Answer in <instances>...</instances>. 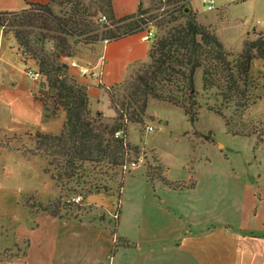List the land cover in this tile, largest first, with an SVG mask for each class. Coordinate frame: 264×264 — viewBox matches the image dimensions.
<instances>
[{"label":"trees","instance_id":"1","mask_svg":"<svg viewBox=\"0 0 264 264\" xmlns=\"http://www.w3.org/2000/svg\"><path fill=\"white\" fill-rule=\"evenodd\" d=\"M187 2L159 0L166 9L151 15V10L143 9V1L139 0L136 12L121 18L115 16L112 0H24L23 10L0 12L3 36L20 61L41 75L36 98L42 104L43 122L59 113L64 115L58 134L24 135L30 148L12 146L10 139L0 143L1 150L20 153L26 159L46 160L44 173L55 183L59 196L40 207L42 211L56 216L60 209L68 210L72 204L80 210L78 204L65 200L66 194L108 193L106 180L117 182L120 177V191L127 174L122 171L124 164L140 152L128 142L127 126L144 123L149 100L181 109L194 126L201 108L195 91L198 72L203 93H211L215 101L208 110L225 120L232 136H248L231 129L223 110L231 109L232 116L243 117L262 99L264 35L245 42L239 53L229 52L197 20ZM153 29L147 62L129 80L108 89L114 116L107 120L100 112L92 113L87 87L70 73L65 61L72 57V47L116 41ZM119 131L123 136L115 138ZM12 138L19 142L21 139ZM262 138L263 131L257 141ZM153 171L155 177L146 173V178L160 179L173 191L196 186L192 176L187 182H171L166 179L167 168ZM117 243L123 248L130 246L122 238H117Z\"/></svg>","mask_w":264,"mask_h":264},{"label":"rangeland","instance_id":"2","mask_svg":"<svg viewBox=\"0 0 264 264\" xmlns=\"http://www.w3.org/2000/svg\"><path fill=\"white\" fill-rule=\"evenodd\" d=\"M128 1L136 3V0ZM142 1V8L150 9L151 15H158L166 9L159 5V0ZM233 1L229 9L223 8L220 13L216 12L220 5L218 1L211 11L198 1L199 11L204 14L199 22L217 36L227 51L236 54L245 42L264 35V0ZM9 8L10 12L23 10L24 0H11ZM79 46L83 45L72 47L73 54ZM2 47L16 58L7 39L2 40ZM142 65L133 70L132 75ZM200 79L198 72L195 91L201 108L194 126L181 109L167 102L149 100L144 123L127 126L128 142L145 152V164L123 176L120 191L117 189L119 177L117 182L106 180L110 188L108 193L84 195L77 191L76 194H66L67 201L81 195L83 204L96 212L76 213V205L72 204L69 209L72 208L73 212L60 209L59 213L90 221L99 219V213L118 211V233H126L134 239L171 235L169 232L177 231V226L182 231L197 229L198 236H203L205 230L222 217L229 216L230 220L238 221L239 212L237 216L236 212L241 206L244 186H253L257 176H264V95L243 117L232 116L231 109L223 110L231 129L248 135L232 136L225 120L208 110L207 107L215 105V101L211 93H203ZM35 83L40 89V80ZM103 115L107 120L114 116L112 105L104 110ZM63 121L64 115L59 113L46 123V127L51 133L58 134ZM147 126L153 130L146 132ZM261 131L263 138L258 142ZM18 137L20 142L0 133V143L10 139L12 146L31 147L26 138ZM45 168L46 160L41 157L26 159L20 153L0 149V250L4 245L6 254L19 252L13 242L14 231L22 232V226L33 221L29 208L46 206L59 196L55 183L44 173ZM156 168H167L166 179L171 182H187L192 176L196 186L173 191L160 179L148 180L146 173L154 178ZM114 220L115 216L111 222Z\"/></svg>","mask_w":264,"mask_h":264},{"label":"crops","instance_id":"3","mask_svg":"<svg viewBox=\"0 0 264 264\" xmlns=\"http://www.w3.org/2000/svg\"><path fill=\"white\" fill-rule=\"evenodd\" d=\"M112 1L115 16L121 18L134 14L139 0L133 4L128 0ZM198 1L201 4L200 0L187 3L199 21L204 14L199 11ZM214 1L220 4L217 13L234 3ZM0 4V12H10L11 0H0ZM3 39L6 38L0 30V133L9 137L36 132L53 134L42 120V104L36 98L37 84L24 74L31 65L26 66L17 55L14 58L9 54L2 47ZM151 43L152 40L145 41L141 33H136L116 41L79 46L65 60L70 73L87 87L92 113L104 114L109 109L108 89L129 79L133 70L147 62ZM73 63L101 70L102 84L93 76L79 75L71 67ZM255 180L253 186H244L241 206L236 212V216L239 212L238 221L222 217L203 236H198L197 229L182 231L177 226V231L169 232L171 235L134 239L118 233L117 211L99 213V219L88 221L29 208L33 221L23 225L22 232L14 231L13 242L19 252L6 254L3 245L0 264H264V176L259 175ZM81 203L80 210L74 212H96ZM117 238L126 240L130 246H118Z\"/></svg>","mask_w":264,"mask_h":264},{"label":"built area","instance_id":"4","mask_svg":"<svg viewBox=\"0 0 264 264\" xmlns=\"http://www.w3.org/2000/svg\"><path fill=\"white\" fill-rule=\"evenodd\" d=\"M201 3L203 5H206V8L208 11H211L214 7L215 1L214 0H201ZM154 38V31L149 30L146 33L142 34V39L145 41L152 40ZM71 67L76 68L78 70L79 75L81 76H93L97 81L102 84L101 76L102 71L96 70L94 68L89 67H81L77 64H72ZM25 76L30 79L33 82H37L41 79V75L39 71L34 67H26L24 70ZM153 129L151 126L146 127V132H151ZM123 136V133L121 131L115 133V138H121ZM146 162V154L144 151H140L137 157L130 158L127 163L124 164L122 171L124 173H128L131 170L145 164ZM68 202H72L75 204H80L82 202V198L80 196L73 197L71 200H68Z\"/></svg>","mask_w":264,"mask_h":264}]
</instances>
